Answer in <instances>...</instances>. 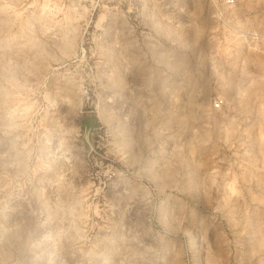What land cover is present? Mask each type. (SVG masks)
I'll list each match as a JSON object with an SVG mask.
<instances>
[{
  "label": "rangeland",
  "instance_id": "1",
  "mask_svg": "<svg viewBox=\"0 0 264 264\" xmlns=\"http://www.w3.org/2000/svg\"><path fill=\"white\" fill-rule=\"evenodd\" d=\"M232 1L0 0V264H264V0Z\"/></svg>",
  "mask_w": 264,
  "mask_h": 264
},
{
  "label": "built area",
  "instance_id": "2",
  "mask_svg": "<svg viewBox=\"0 0 264 264\" xmlns=\"http://www.w3.org/2000/svg\"><path fill=\"white\" fill-rule=\"evenodd\" d=\"M233 1L232 0H225V3H232ZM219 106V102H215L214 103V107H218Z\"/></svg>",
  "mask_w": 264,
  "mask_h": 264
}]
</instances>
